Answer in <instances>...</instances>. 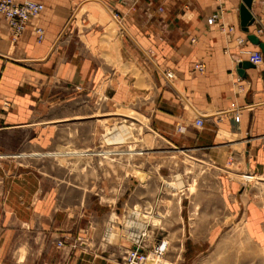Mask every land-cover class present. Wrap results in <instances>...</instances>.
I'll return each instance as SVG.
<instances>
[{
  "label": "crops",
  "instance_id": "1",
  "mask_svg": "<svg viewBox=\"0 0 264 264\" xmlns=\"http://www.w3.org/2000/svg\"><path fill=\"white\" fill-rule=\"evenodd\" d=\"M36 1L45 10L16 41L0 14V264H124V245L109 237L118 228L111 227L110 242L104 238L110 220L126 211L120 204L133 206L132 236L153 223L146 216L182 214L183 198L175 196L179 206L170 210L138 193L123 201L107 186L96 201L71 183L70 170L55 166V156L33 153L65 146L55 142V122L86 116L91 103L119 105L135 95L153 133L181 152L257 144L264 138V62L245 77L237 68L247 59L243 50L261 48L249 39L238 44L247 37L243 0H224L214 25L207 18L215 0ZM251 12L250 32L264 41V0H253ZM222 22L234 30H222ZM38 27L46 30L42 41ZM198 61L205 74L194 71ZM200 114L203 127L195 124Z\"/></svg>",
  "mask_w": 264,
  "mask_h": 264
},
{
  "label": "rangeland",
  "instance_id": "2",
  "mask_svg": "<svg viewBox=\"0 0 264 264\" xmlns=\"http://www.w3.org/2000/svg\"><path fill=\"white\" fill-rule=\"evenodd\" d=\"M143 109L136 95L119 105L91 103L86 116L55 122V142L65 146L37 153H54L55 166L70 170L71 183L90 190L96 201L106 197L107 186L122 192L123 201L138 193L140 201L162 200L170 210L179 206L175 196L183 198L182 214L146 216L153 223L139 233L134 228L132 236L133 206L120 204L126 211L110 220L104 238L110 242L108 233L117 227L109 237L119 238L124 254L138 239L150 264H166L170 256L175 262L168 264H264V138L230 152H181L153 133Z\"/></svg>",
  "mask_w": 264,
  "mask_h": 264
},
{
  "label": "built area",
  "instance_id": "3",
  "mask_svg": "<svg viewBox=\"0 0 264 264\" xmlns=\"http://www.w3.org/2000/svg\"><path fill=\"white\" fill-rule=\"evenodd\" d=\"M217 2L216 10L207 18L208 25H214L218 22H221L225 11V2L224 0H215ZM184 8L189 9L190 4L185 3ZM159 11L164 10L163 6H159ZM45 10V4L38 2L36 0H0V14H2L6 21L9 24L10 32L12 39L14 41L18 40L19 37L27 29L30 21L39 16ZM221 29L227 32H232L234 30L233 25H227L224 22L220 25ZM38 41H42L45 38L46 30L44 27H38L36 29ZM238 44L244 45L248 38L238 37ZM243 54L246 55L247 59L252 61L254 64L258 65L264 62V53L261 49L254 50H243ZM243 61V58L241 59ZM194 71L200 72L201 74L206 73V64L203 61H198L194 65ZM205 116L200 114L195 120V124L198 127L204 126ZM237 120L240 119V114L236 116ZM179 131H183L182 126L178 127ZM140 237V236H139ZM136 242L134 246L126 251L124 254V264H147L149 261L150 255L145 251V247L142 244V241L135 239ZM79 244L83 241L81 238H78ZM59 247L65 246L64 240L58 241Z\"/></svg>",
  "mask_w": 264,
  "mask_h": 264
},
{
  "label": "water",
  "instance_id": "4",
  "mask_svg": "<svg viewBox=\"0 0 264 264\" xmlns=\"http://www.w3.org/2000/svg\"><path fill=\"white\" fill-rule=\"evenodd\" d=\"M252 2L253 0H243V4L241 5V8H240L241 25H242L243 30L247 33V38L249 39V41L252 44L260 47L264 53V41L257 34L250 32V26L254 22V17L251 12ZM255 66L256 64L246 59L240 62L237 68V71L240 76L245 77L246 76L245 70L247 68H252Z\"/></svg>",
  "mask_w": 264,
  "mask_h": 264
},
{
  "label": "bare ground",
  "instance_id": "5",
  "mask_svg": "<svg viewBox=\"0 0 264 264\" xmlns=\"http://www.w3.org/2000/svg\"><path fill=\"white\" fill-rule=\"evenodd\" d=\"M74 153H75V151H73ZM87 152V151H86ZM92 154L93 152H90V151H88V153L87 154ZM48 155H53L54 153H47ZM66 154V153H65ZM35 155H39L38 153H36ZM55 155V154H54ZM181 186H182V183H181ZM151 263V255H150V257H149V261H148V263L147 264H150Z\"/></svg>",
  "mask_w": 264,
  "mask_h": 264
}]
</instances>
